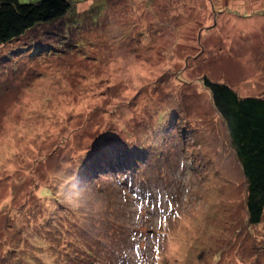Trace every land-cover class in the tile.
Listing matches in <instances>:
<instances>
[{"label":"rangeland","instance_id":"rangeland-1","mask_svg":"<svg viewBox=\"0 0 264 264\" xmlns=\"http://www.w3.org/2000/svg\"><path fill=\"white\" fill-rule=\"evenodd\" d=\"M67 1L2 47L0 242L20 264H264L202 82L264 94V1Z\"/></svg>","mask_w":264,"mask_h":264},{"label":"trees","instance_id":"trees-1","mask_svg":"<svg viewBox=\"0 0 264 264\" xmlns=\"http://www.w3.org/2000/svg\"><path fill=\"white\" fill-rule=\"evenodd\" d=\"M70 8L67 0L29 3L0 0V47L21 41L40 25L62 20ZM146 32L148 30L140 31L137 36L142 38ZM202 82L209 91L217 115L225 124L230 147L246 181L248 222L259 224L264 212V94L243 97L225 83L213 82L207 77H203Z\"/></svg>","mask_w":264,"mask_h":264},{"label":"snow or ice","instance_id":"snow-or-ice-1","mask_svg":"<svg viewBox=\"0 0 264 264\" xmlns=\"http://www.w3.org/2000/svg\"><path fill=\"white\" fill-rule=\"evenodd\" d=\"M91 4L92 0H88ZM87 15V13H85ZM4 49L0 47V55L3 54ZM12 91L11 87L4 82L0 81V110L3 109L4 102L7 98L8 92ZM169 205L164 203H156L155 207L158 211H166ZM179 215V213H177ZM19 245L14 244L11 247H6L3 242H0V264H20L22 254L18 252Z\"/></svg>","mask_w":264,"mask_h":264}]
</instances>
